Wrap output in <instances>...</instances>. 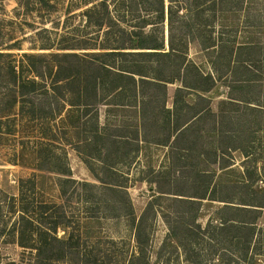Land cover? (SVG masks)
Here are the masks:
<instances>
[{
    "label": "trees",
    "instance_id": "16d2710c",
    "mask_svg": "<svg viewBox=\"0 0 264 264\" xmlns=\"http://www.w3.org/2000/svg\"><path fill=\"white\" fill-rule=\"evenodd\" d=\"M102 4L107 13L106 0ZM137 7L134 13L131 11L133 24L128 28L114 25L113 30L103 31V39L96 40L93 49L97 50L92 52L22 53L15 60L14 54L0 51V84L12 93L11 102L3 108L7 114L0 117L14 124L36 123L45 136L51 130L46 121L62 113L61 122L66 127L80 125L87 147L85 155L90 157L94 151L101 160L100 169L110 177H117L115 163L127 155L118 152L120 144L133 146L134 151L140 142L196 151L210 165L216 158L228 157L222 147L218 154L212 153V160L211 154L195 148L202 139L201 129L214 116L204 95L222 81L220 68L225 67L229 80H223L226 101L264 117V102L248 96L251 90L264 88V74H255V66L264 60V45L242 42L235 48L233 41L225 38L226 27L218 24L219 16L239 14L243 28H264V0H167L166 8L164 0H141ZM194 42L203 52L215 54L208 72L188 58ZM173 84L178 86L169 96L168 86ZM189 96L195 97L193 103L188 101ZM101 106L107 109L108 121L115 118L114 112H129L136 118L135 125H101ZM225 115L224 111L216 115L220 141L227 135L222 128ZM258 129L264 133V127ZM184 170L183 177L188 174ZM90 171L99 185L83 182L81 186L96 190L95 204L103 213L118 211L132 219L133 247L111 239L85 240L78 216L66 204L41 200L33 179H20L16 196L0 190V238L15 244L21 252L17 260L0 255V264H159V254L156 262L150 259L151 231L157 217L168 229L162 246L166 242L175 244L177 264H264V224L259 223L264 196H259L248 179L213 183L214 174L192 166L189 193L164 192L160 180H152L159 195L151 196L137 219L126 183L105 180ZM159 176H163L162 171ZM65 183L79 184L71 179ZM61 191L65 195L62 187ZM108 194L112 198L107 199ZM95 195L86 194V200ZM163 200L177 207V211L169 210V214L176 213L171 222L162 211ZM214 202L222 205L202 225L198 218L203 204ZM59 230H63V236L58 235ZM161 264H171V259Z\"/></svg>",
    "mask_w": 264,
    "mask_h": 264
},
{
    "label": "rangeland",
    "instance_id": "374dc122",
    "mask_svg": "<svg viewBox=\"0 0 264 264\" xmlns=\"http://www.w3.org/2000/svg\"><path fill=\"white\" fill-rule=\"evenodd\" d=\"M164 1L166 8L167 0ZM139 2L141 0H106V13L103 0H0V51L14 54L15 60H19L22 53L95 51L97 49L93 47L98 38H100L98 42L103 39L101 36L103 31L113 30L114 25L128 28V25L133 24L135 20L130 17L131 11L134 13L136 9L138 10ZM121 10H124V13H121ZM126 10H130L127 15ZM242 20L239 14L219 16L218 24L226 27L225 38L233 41L235 48L242 42H259L264 45V28H243ZM163 31L167 38V18L163 22ZM174 35L177 36V29ZM214 55L203 52L196 42L188 49L189 60L207 72L211 68L210 62L214 60ZM222 64L221 66L225 65ZM255 68L257 70L255 74H264V60ZM227 74L226 68L221 67L222 81L204 95L210 100L209 105L214 116L207 120V124L201 129L202 139L199 147L195 145L197 152L203 150L211 154V160L214 159L212 153L222 147L228 154L225 159L216 158L215 164L210 165L199 158L195 150L185 152L177 148L172 150L167 146L140 142L137 151H134L133 146L120 144L118 152L127 155L119 157L115 163L117 177H110L100 169L101 160L94 151L90 157L85 155L87 147L80 125L75 123L74 127H66L61 122L64 116L62 113L61 116L57 115L51 118V121H46L47 127L50 126L51 130L45 136L40 133V126L36 123L14 124L0 117V190L6 195L16 196L18 181L32 178L41 200L54 204L64 203L68 210L78 216L80 233L85 240L111 239L131 248L134 245L132 219L122 216L123 214L118 211L109 210L107 212L111 213H103L95 204V199L98 198L95 195L96 190L81 186L83 182L99 185L91 169L94 174L105 180L115 179L126 183L133 213L137 219L147 202L151 200V196L159 195L157 188L151 183L152 180L159 179L160 188L164 192H191L192 166L194 169L207 170L214 174L213 183L246 182L248 179L253 189H257L259 196L263 197L264 160L261 157L264 153V133L258 128L264 127V117H259V113L252 112L243 105L226 101L227 86L223 80L229 81ZM177 86V84L168 86L169 96ZM263 89L259 87L251 90L248 96L259 98L263 104ZM10 94L12 93H8L5 86L0 84V111L2 110L0 116L7 114L3 108L11 102ZM193 98L195 97L189 96L188 101L193 103ZM170 102L171 100L168 106ZM223 111L227 118H224L222 128L227 131V135L220 141L218 136L220 121L216 119V115ZM98 113L101 125L107 122L116 126L136 123L134 114L129 112H114L115 118L110 121L107 119L109 116L106 107H99ZM244 113L245 115H242ZM233 147L239 149L231 150ZM246 154L250 156L246 157ZM184 169L188 170V174L183 177ZM62 171L65 173H61ZM160 171L163 176L157 177ZM243 171L246 176L243 175ZM67 179L79 184L65 183ZM61 187L66 191L65 195ZM88 193L95 195L96 198L86 200ZM106 197L112 198L110 194ZM160 204L167 216L166 220L171 222L176 213L169 214L172 212L169 210L177 211V207L167 200ZM221 205L220 202L204 203L198 221L204 225L209 215ZM259 220L260 224H264V209ZM167 233L165 222L161 217H157L151 231V262H156V256L159 254L161 258L159 264L167 259H171V264H177L175 244L166 242V246H162ZM58 235L63 236V230H59ZM20 252L21 249L15 244L4 241L3 237L0 238L1 256L17 260Z\"/></svg>",
    "mask_w": 264,
    "mask_h": 264
}]
</instances>
